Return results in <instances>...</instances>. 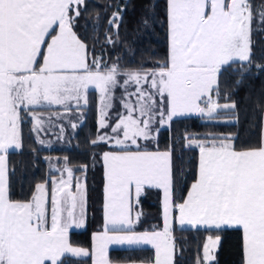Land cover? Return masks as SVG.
Instances as JSON below:
<instances>
[{"label": "snow or ice", "instance_id": "1", "mask_svg": "<svg viewBox=\"0 0 264 264\" xmlns=\"http://www.w3.org/2000/svg\"><path fill=\"white\" fill-rule=\"evenodd\" d=\"M86 10V0H0V264H81L82 257L117 264L109 257L111 245H150L155 255L142 264H177V224L233 229L240 235L241 264H264V131L256 145L241 148L238 134L186 133L182 148L198 150L186 193L176 186L184 168L176 167L175 144H158L160 128L177 118L239 124L237 102L226 94L220 103L221 77L231 70L240 77L234 82L239 89L253 68L264 73L252 39L254 32L264 34V0H165L167 55L151 68L97 57L87 24L83 36L77 31ZM122 24L118 6L107 19V44L118 42ZM138 24L147 29L149 18ZM90 90L99 102L98 134L90 144L108 148L100 153L103 224L91 251L69 239L86 222V182L75 172H86L87 164L76 169L64 157L50 165L54 175L37 183L26 200L13 199L9 183V150L22 149L25 117L39 134L64 118L53 111L45 120L39 110L79 111L78 122L69 121L76 129ZM261 96L264 129V91ZM222 114L230 118L221 121ZM149 190L162 193L163 226L139 232L141 197ZM220 242V235L207 236L196 264H213Z\"/></svg>", "mask_w": 264, "mask_h": 264}, {"label": "trees", "instance_id": "2", "mask_svg": "<svg viewBox=\"0 0 264 264\" xmlns=\"http://www.w3.org/2000/svg\"><path fill=\"white\" fill-rule=\"evenodd\" d=\"M259 4L260 0H253ZM87 10L82 12L79 20L81 27L77 31L83 36L84 25L87 24V36L90 49L94 54L103 56L106 62L116 61L124 67L136 68L144 65L153 67L158 61L167 55V25L165 21V0H86ZM156 7L153 9L152 5ZM121 7L123 24L119 29L120 39L115 45L107 44L105 34L108 31L107 19L117 7ZM143 16L149 18V26L145 29L138 22ZM155 17L153 23L152 17ZM138 29V30H137ZM115 31V30H113ZM115 38V37H114ZM253 51L255 62L264 63V34L253 33ZM240 77L232 74L231 70L221 77L220 103L227 102L223 97L231 96L238 104L239 124L206 122L197 116L177 118L170 127L159 130L158 144L161 149L175 144V163L177 169L183 167L184 172L176 176V186L186 193L196 173L198 150L182 148L180 139L186 133L204 136L207 133L238 134L236 147L256 145L261 138V125L258 121L260 103L264 91V73H252L244 77L239 89L235 81ZM119 96L120 93L118 92ZM91 101L89 107L84 110V121L79 123L76 129L66 125L64 135L55 138L52 144H41L36 140L35 133L29 118L22 123V149L9 150V183L10 193L13 199L26 200L30 197L37 183L48 179L54 173L50 165H57L68 157L74 168L88 165L86 172L76 171L75 175L81 179L84 177L87 189L86 222L81 228L72 229L69 239L75 246L89 248L91 244V232L99 228L102 221L103 207V163L100 153L107 147L93 148L90 140L98 134L97 105L98 94L94 90L89 91ZM48 110V109H46ZM114 114V113H113ZM62 115V114H61ZM230 114H222L221 121L229 119ZM62 120H54V127ZM155 146V145H153ZM183 156V160L179 159ZM139 210L143 215L135 230H152L163 224L161 213V192L149 190L141 197ZM175 237L178 246L176 256L177 264H196L197 258L202 256V246L207 235H220L221 242L216 250V260L213 264H241V240L240 235L233 229L197 231L190 226L180 228L175 226ZM112 260L145 261L153 257V249L150 246L132 248H112L109 251ZM81 264H92L90 257L77 258Z\"/></svg>", "mask_w": 264, "mask_h": 264}, {"label": "crops", "instance_id": "3", "mask_svg": "<svg viewBox=\"0 0 264 264\" xmlns=\"http://www.w3.org/2000/svg\"><path fill=\"white\" fill-rule=\"evenodd\" d=\"M55 108V107H54ZM98 108H99V102H98V105H97V122H98V118H99V112H98ZM53 109V108H52ZM61 114H62V116H65L64 117V119L62 120V123H60V122H58L57 123V125H58V127H57V129H55V127L53 126V124H46L45 125V129L43 130V131H41V132H39V134H37L36 132H34L35 133V137H36V140L37 141H40V140H43L44 141V144H46V145H49V144H52L54 141H55V138L57 137V138H61L62 137V135H61V131H60V129H61V127H64L63 125H65V123H66V125L69 123V121H71V122H78V120H79V116H80V113H79V111H76V112H74V113H71V114H67V115H65L64 114V110L63 109H58V108H56ZM85 110V109H84ZM39 114L40 115H43L44 116V118H45V120H47V118H48V116L50 115V112H49V110H46V109H43V110H39ZM114 115V114H113ZM27 118H29V117H27ZM29 120H30V123H31V126H32V128H33V123H32V121H31V119L29 118ZM59 121V120H58ZM69 125H70V123H69ZM163 128V127H162ZM64 129V128H63ZM161 129V128H160ZM262 131H264V129H262V127H261V134H262ZM10 150H12V149H10ZM106 150H108V148H106V149H104L103 151H106ZM102 151V152H103ZM101 152V153H102ZM103 171H104V169H103ZM82 180H84L83 178H82ZM103 201H104V193H103ZM161 202H162V193H161ZM161 207H162V204H161ZM162 213V212H161ZM102 224H103V207H102V221H101V223H100V226H99V228H97V229H94L92 232H91V244H90V247L89 248H86V249H88L89 251H91L92 250V245H93V240H92V237H93V234L95 233V232H97V231H100V230H102ZM178 225V224H177ZM163 226V224L161 225V227ZM73 229H75V228H73ZM137 231H139V232H142V231H145V230H137ZM150 231V230H149ZM207 236H209V235H207ZM207 236L205 237V240H204V242H203V244L205 243V241H206V238H207ZM75 246V245H74ZM142 246H150V245H142ZM80 247V246H79ZM137 247H139V246H137ZM151 247V246H150ZM112 248H132V247H129V246H126V245H124V246H122V245H111L110 247H109V251H110V249H112ZM152 248V247H151ZM153 249V248H152ZM154 255H155V252H154V249H153V257H154ZM90 259H91V262H92V258L90 257ZM113 261H115V260H113ZM115 262H117V264H142V262L143 261H133V260H119V261H115Z\"/></svg>", "mask_w": 264, "mask_h": 264}, {"label": "rangeland", "instance_id": "4", "mask_svg": "<svg viewBox=\"0 0 264 264\" xmlns=\"http://www.w3.org/2000/svg\"><path fill=\"white\" fill-rule=\"evenodd\" d=\"M49 110V112H50V114H51V112H53V111H58L56 108H53V109H48ZM63 117H65V116H63ZM27 117H25V119H26ZM64 119V118H63ZM69 124V123H68ZM64 127V130L66 129V123H65V125H63ZM63 135H64V132H63ZM63 135H62V137H63ZM57 166V165H56ZM83 179H84V177H83Z\"/></svg>", "mask_w": 264, "mask_h": 264}]
</instances>
